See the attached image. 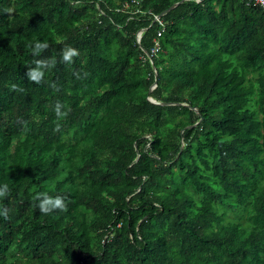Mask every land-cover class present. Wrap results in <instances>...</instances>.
<instances>
[{"label":"trees","instance_id":"16d2710c","mask_svg":"<svg viewBox=\"0 0 264 264\" xmlns=\"http://www.w3.org/2000/svg\"><path fill=\"white\" fill-rule=\"evenodd\" d=\"M36 60L55 61L40 84ZM3 184L0 264H264L263 11L0 0ZM40 193L66 210L41 213Z\"/></svg>","mask_w":264,"mask_h":264},{"label":"clouds","instance_id":"9594fccd","mask_svg":"<svg viewBox=\"0 0 264 264\" xmlns=\"http://www.w3.org/2000/svg\"><path fill=\"white\" fill-rule=\"evenodd\" d=\"M32 50V54L34 56H39L41 52L48 49L49 44L46 42H35L34 45L30 46ZM79 56V51L77 49H74L72 47H66L62 51V59L65 63L71 64L73 62V58ZM36 67L31 68L27 71L26 77L32 81L33 83L40 84L44 79V71L43 69L49 68L54 66L55 61L54 60H36L35 61ZM11 89L14 91H20L23 92V89L17 88L16 85H12ZM150 102H152L151 99H149ZM53 111L57 117V120L64 119L68 116L70 112V108L66 107L64 104L57 102L54 107ZM59 129V124H57V130ZM8 195H10V189L8 184L0 185V198H6ZM36 200L39 201V203L36 205L40 212L47 215L50 212L54 210H66V204L64 202V198L61 196L56 197H50L46 194H37L35 197ZM0 216H3L5 219L8 218V210L5 208L3 210H0Z\"/></svg>","mask_w":264,"mask_h":264},{"label":"built area","instance_id":"2783aa9c","mask_svg":"<svg viewBox=\"0 0 264 264\" xmlns=\"http://www.w3.org/2000/svg\"><path fill=\"white\" fill-rule=\"evenodd\" d=\"M241 3H243L245 6H249V5H252V6H257L259 7L263 13H264V0H239ZM153 21L157 23L158 26L162 27V24L161 22L159 21L158 19V16H154L153 17ZM162 33V28L158 30V32L156 33V36L159 37L160 34ZM136 43L138 42L139 40V37H140V34L139 32L136 33ZM157 48H158V45L156 42H153V45L151 47V49L148 51V53L146 52L145 53V58L148 60V62L151 64V58L153 56H155V53L157 51ZM155 88V84H153L151 87H150V90L149 91H152L154 90Z\"/></svg>","mask_w":264,"mask_h":264},{"label":"water","instance_id":"95a60500","mask_svg":"<svg viewBox=\"0 0 264 264\" xmlns=\"http://www.w3.org/2000/svg\"><path fill=\"white\" fill-rule=\"evenodd\" d=\"M180 2H181V1H179L178 3H175V4L171 5L170 7H168L164 12L161 13V15L164 14V13H166V12H168V11L171 10L172 8H174V7H175L176 5H178ZM158 17H159V16H158ZM151 103H154V102H151Z\"/></svg>","mask_w":264,"mask_h":264},{"label":"crops","instance_id":"0c3cea01","mask_svg":"<svg viewBox=\"0 0 264 264\" xmlns=\"http://www.w3.org/2000/svg\"><path fill=\"white\" fill-rule=\"evenodd\" d=\"M238 2H240L239 0H237ZM241 3V2H240ZM264 14V13H263ZM162 27H159V29H161ZM158 29V30H159ZM162 30H163V28H162ZM136 35V34H135ZM139 39H140V37H139ZM135 43H136V36H135ZM139 43V40H138V42H137V44ZM144 55H145V53H144Z\"/></svg>","mask_w":264,"mask_h":264},{"label":"rangeland","instance_id":"374dc122","mask_svg":"<svg viewBox=\"0 0 264 264\" xmlns=\"http://www.w3.org/2000/svg\"><path fill=\"white\" fill-rule=\"evenodd\" d=\"M226 220H227V219H226ZM228 221H229V220H227V223H228ZM242 225H243V227H245V226H244V225H245L244 223H242Z\"/></svg>","mask_w":264,"mask_h":264}]
</instances>
